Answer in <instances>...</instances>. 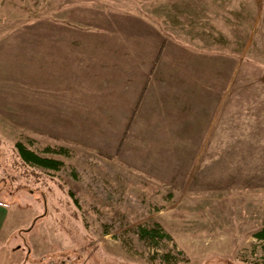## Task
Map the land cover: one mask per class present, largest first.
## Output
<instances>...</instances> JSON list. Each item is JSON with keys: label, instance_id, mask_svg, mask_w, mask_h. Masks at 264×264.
I'll list each match as a JSON object with an SVG mask.
<instances>
[{"label": "rangeland", "instance_id": "rangeland-1", "mask_svg": "<svg viewBox=\"0 0 264 264\" xmlns=\"http://www.w3.org/2000/svg\"><path fill=\"white\" fill-rule=\"evenodd\" d=\"M99 17H124L126 28L142 18L163 38L231 54L248 68L249 96L263 108L256 115L264 111V0H0V201L10 207L2 264H164L167 252L178 264H261L253 234L264 225V123L252 131L262 134L249 128L232 147H215L177 189L51 137L49 121L38 117L47 104L34 117L36 100L54 97L59 106L64 98L63 89L45 87L64 76L53 57H36L51 42L39 35L108 28ZM18 142L63 161L62 170L28 179L14 164ZM155 224L168 238L158 246L138 239L139 227Z\"/></svg>", "mask_w": 264, "mask_h": 264}, {"label": "crops", "instance_id": "crops-1", "mask_svg": "<svg viewBox=\"0 0 264 264\" xmlns=\"http://www.w3.org/2000/svg\"><path fill=\"white\" fill-rule=\"evenodd\" d=\"M101 20L109 27L38 37L51 42L36 48V57H53L64 76L45 85L64 90L59 106L53 97L33 108L36 117L47 104L38 117L49 121L51 137L180 189L215 147H232L233 136L262 134L252 132L264 123V111L256 115L263 108L249 96L248 68L231 54L163 38L142 18L127 28L124 17ZM58 39L65 42L57 46ZM9 215V205L0 203V238L9 235Z\"/></svg>", "mask_w": 264, "mask_h": 264}, {"label": "trees", "instance_id": "trees-1", "mask_svg": "<svg viewBox=\"0 0 264 264\" xmlns=\"http://www.w3.org/2000/svg\"><path fill=\"white\" fill-rule=\"evenodd\" d=\"M14 151L16 153L18 163L25 170V177L28 179L36 178V176L42 181L44 177H49L52 173H57L62 170L64 163L63 161L50 157H43L32 151L22 143L18 142L14 145ZM45 153L57 156H68L69 151L64 148H45ZM51 177V176H50ZM44 181V180H43ZM46 184V183H45ZM50 188V187H49ZM43 201V207L48 210V199L44 191L39 194ZM0 203H5L0 201ZM139 240L148 241L150 244L156 246L159 245L161 240L168 238V235L162 231L159 225L155 224L148 227H139L136 231ZM253 238L259 243L261 255L259 257L261 264H264V225L262 228L253 234ZM164 264H178V260L173 257L169 252L162 255Z\"/></svg>", "mask_w": 264, "mask_h": 264}]
</instances>
